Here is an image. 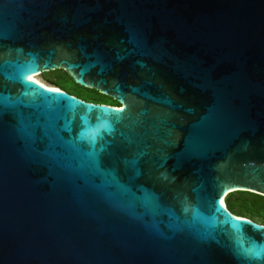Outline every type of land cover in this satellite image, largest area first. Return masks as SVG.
<instances>
[{
    "label": "water",
    "instance_id": "95a60500",
    "mask_svg": "<svg viewBox=\"0 0 264 264\" xmlns=\"http://www.w3.org/2000/svg\"><path fill=\"white\" fill-rule=\"evenodd\" d=\"M238 190L264 196V0H0V264H264Z\"/></svg>",
    "mask_w": 264,
    "mask_h": 264
},
{
    "label": "trees",
    "instance_id": "16d2710c",
    "mask_svg": "<svg viewBox=\"0 0 264 264\" xmlns=\"http://www.w3.org/2000/svg\"><path fill=\"white\" fill-rule=\"evenodd\" d=\"M42 78L54 87H59L84 100L120 106L112 97L106 96L95 89L83 87L76 83L71 75L63 70L56 69L41 74ZM229 210L237 216L251 218L264 224V196L250 191H233L225 197Z\"/></svg>",
    "mask_w": 264,
    "mask_h": 264
},
{
    "label": "rangeland",
    "instance_id": "374dc122",
    "mask_svg": "<svg viewBox=\"0 0 264 264\" xmlns=\"http://www.w3.org/2000/svg\"><path fill=\"white\" fill-rule=\"evenodd\" d=\"M34 76L38 77V79H40L42 82L49 84L47 81H45V80L42 78L41 75H34ZM49 85H51V84H49ZM51 86H52V85H51Z\"/></svg>",
    "mask_w": 264,
    "mask_h": 264
},
{
    "label": "bare ground",
    "instance_id": "6f19581e",
    "mask_svg": "<svg viewBox=\"0 0 264 264\" xmlns=\"http://www.w3.org/2000/svg\"><path fill=\"white\" fill-rule=\"evenodd\" d=\"M33 77H35V78H37V79H38V77H36V76H33Z\"/></svg>",
    "mask_w": 264,
    "mask_h": 264
}]
</instances>
